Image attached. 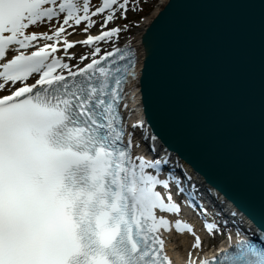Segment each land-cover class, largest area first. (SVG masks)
I'll return each instance as SVG.
<instances>
[{
	"label": "snow or ice",
	"instance_id": "obj_1",
	"mask_svg": "<svg viewBox=\"0 0 264 264\" xmlns=\"http://www.w3.org/2000/svg\"><path fill=\"white\" fill-rule=\"evenodd\" d=\"M130 3L101 0L93 10L92 0H0V93H9L0 95V264H172L163 232L173 227L201 248L191 224L167 218L181 213L171 192L162 193L175 181L148 171L165 161L133 157L121 126L118 108L125 82L135 78V53L115 48L84 67L65 62L76 59L69 50L77 44L99 55V42L122 31L70 41L68 28L84 23L88 32L100 17L107 29ZM40 26L49 31L29 32ZM198 259L190 252L188 264ZM227 261L264 264V253L241 243L199 264Z\"/></svg>",
	"mask_w": 264,
	"mask_h": 264
},
{
	"label": "water",
	"instance_id": "obj_2",
	"mask_svg": "<svg viewBox=\"0 0 264 264\" xmlns=\"http://www.w3.org/2000/svg\"><path fill=\"white\" fill-rule=\"evenodd\" d=\"M139 45L152 137L264 237V0H165Z\"/></svg>",
	"mask_w": 264,
	"mask_h": 264
},
{
	"label": "bare ground",
	"instance_id": "obj_3",
	"mask_svg": "<svg viewBox=\"0 0 264 264\" xmlns=\"http://www.w3.org/2000/svg\"><path fill=\"white\" fill-rule=\"evenodd\" d=\"M96 1L98 2V0H92L93 10L96 7L95 6ZM164 1L165 0H160L158 2V4L156 5V7L154 8V10L148 16H146L142 19V21L140 23V27L136 30V32L130 38H126L125 40H123L119 43H115L109 49H106L105 51H101V53L99 55H93V53H94L93 48H91L89 46H83V45L77 44V46L75 48L70 49L69 51L72 53H75V55L77 57V56L87 52V50L88 51L90 50L91 51L90 54H87L89 56V59L85 60V61H81V63H79V62H76L75 59L69 60V59L65 58V62L69 63L70 65H78L79 67H82L83 65L90 62L91 59L97 58V57L103 55L104 53L109 52L114 47L122 46L124 43L131 46L133 48L134 53H139L140 52V45H139L140 31H141L142 27L148 22L150 17L158 10V8L162 5V3ZM93 19L96 20V17H93ZM85 26L86 25L84 23H82L79 26H74L75 30H73V28H68V32H70L72 34L68 35L67 39L70 41H80L81 39L83 40L85 35H82V31H83ZM104 30H109V29H104ZM33 31H35V32H46V31H49V28L47 26H40V27H33V28L29 29V32H33ZM99 33L100 32H95V33H90V34L87 33V35L85 36L84 39H86V37L88 35L94 36V35H97ZM42 43L43 42H41V44ZM100 44H101V42H99L98 46L101 48ZM33 50H35V49H29L28 51L31 52ZM12 55H13V53L10 52L7 58L8 59L11 58ZM57 55L63 56V52L61 51L60 53H57ZM138 68H139V63L137 62V64L135 65V68H134L135 78L134 79L129 78L127 80V83H126L127 90H128V98H129L128 102H127L128 113L132 117L129 125L131 126V129H133L132 131H133L134 135L136 136V139L138 140V143L140 146L139 148L142 151H144V155L140 152L141 154L139 156H143L146 159H150V158H152V155H153V156H155V160L156 159L160 160L161 158L158 154L161 153V151L160 152L158 151L157 142L152 137L150 131L146 127L144 120H143V116H142V110H141V106L139 103V95L137 93V84H136V77L138 74ZM73 70H76V68L74 67ZM36 79H37V76H34L33 78H30L27 81V83L36 82ZM19 86H20L19 84L16 85V87H19ZM134 124H141V125H143V127L133 128L132 125H134ZM147 151H149V153ZM178 164L188 174L189 173L191 174L190 178L194 179L197 176V175H195V173H193L191 171V169L184 162L178 160ZM169 191H170V189H162V193L164 195H167ZM227 206H229V205L227 204ZM230 209L233 210L232 207H230ZM160 214H162V213H158V215H160ZM166 215H167V218H169L171 221H173V224H174L176 219H182L183 221L191 224L194 228L195 233L197 235H199L201 240H202L201 248L200 249H194L192 247V245L194 244V237L191 233H188V232L177 233L175 231L174 227H173V230L171 232H168V231L163 232V238L166 240L165 250H166L167 255L171 258L173 264H185V262H188L190 252L192 253L193 258H199L197 260V262L199 260L212 258L216 254V252L219 251L220 248H225L228 241H230V239H228L227 242L221 243L216 248H212V249L209 248V246H208L209 240L207 239V236H206V233H205L203 227L198 225L196 220L193 218V216L190 214V212L188 211V209L185 206H181V213H179L177 215H172V214H166ZM244 221L247 225H250V223H248L247 220H244ZM249 227H250L251 231H254V229L252 228L251 225Z\"/></svg>",
	"mask_w": 264,
	"mask_h": 264
},
{
	"label": "rangeland",
	"instance_id": "obj_4",
	"mask_svg": "<svg viewBox=\"0 0 264 264\" xmlns=\"http://www.w3.org/2000/svg\"><path fill=\"white\" fill-rule=\"evenodd\" d=\"M160 0H131L129 10L125 15H122L120 12H117V19H115L113 22L109 23L107 25V29H112L115 27H120L122 29L121 33L119 34V37H114L112 41H103L101 43L102 50L109 49L112 47L115 43H119L126 38H130L136 30L140 27V23L142 19L146 16H148L156 7ZM101 3V0H98L95 5H99ZM146 10H149L148 12H145ZM144 11L145 13L138 17L137 14ZM97 24L96 26L90 28L88 32L82 31V35H87V33H95L102 31L104 29H101L100 27V17H96ZM85 28V27H84ZM90 50L83 54L87 55L90 54ZM80 55L76 57V62L81 63V60L79 59ZM5 93V92H4ZM222 237V238H221ZM219 236V232L215 231L214 235H207V239L209 240V248H216L220 245L222 240L226 238L225 234H222V236Z\"/></svg>",
	"mask_w": 264,
	"mask_h": 264
},
{
	"label": "trees",
	"instance_id": "obj_5",
	"mask_svg": "<svg viewBox=\"0 0 264 264\" xmlns=\"http://www.w3.org/2000/svg\"><path fill=\"white\" fill-rule=\"evenodd\" d=\"M149 10H146L145 12H148ZM144 11H142V12H140V13H138V17H140V16H142L144 13H145Z\"/></svg>",
	"mask_w": 264,
	"mask_h": 264
}]
</instances>
